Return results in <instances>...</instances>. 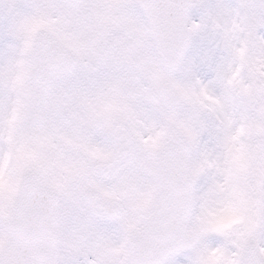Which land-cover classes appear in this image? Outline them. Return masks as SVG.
Returning a JSON list of instances; mask_svg holds the SVG:
<instances>
[{"label": "snow or ice", "instance_id": "snow-or-ice-1", "mask_svg": "<svg viewBox=\"0 0 264 264\" xmlns=\"http://www.w3.org/2000/svg\"><path fill=\"white\" fill-rule=\"evenodd\" d=\"M0 264H264V0H0Z\"/></svg>", "mask_w": 264, "mask_h": 264}]
</instances>
